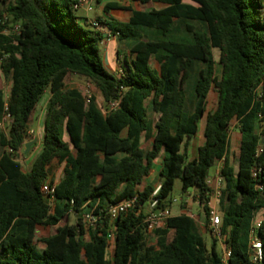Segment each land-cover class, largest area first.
<instances>
[{
	"label": "trees",
	"instance_id": "obj_1",
	"mask_svg": "<svg viewBox=\"0 0 264 264\" xmlns=\"http://www.w3.org/2000/svg\"><path fill=\"white\" fill-rule=\"evenodd\" d=\"M134 1L140 8L114 27L133 54L118 76L105 65L100 33L77 14V0H0V16L22 25L19 36L0 29V49L9 53L1 70L11 80V119L0 131V264H253L250 230L264 210V0ZM153 1L164 7L147 8ZM73 75L94 84L105 104L121 99L119 108L105 114L95 95L87 104L71 86ZM213 86L218 101L207 111ZM46 93L44 140L27 171L21 152ZM4 113L0 87V120ZM204 116L205 141L190 159ZM234 120L241 134L237 169L229 157ZM160 156L158 184L140 190ZM221 161L227 263L217 238L208 247L195 217L173 215L150 234L141 210L159 185L160 205L171 207L180 178L207 224L209 171ZM62 165L56 182L53 169ZM47 182L56 186L53 205L43 191ZM133 196L135 206L112 220L110 205ZM87 214L96 216L90 226ZM261 219L263 258L256 264H264ZM38 227L52 233L37 238Z\"/></svg>",
	"mask_w": 264,
	"mask_h": 264
},
{
	"label": "built area",
	"instance_id": "obj_2",
	"mask_svg": "<svg viewBox=\"0 0 264 264\" xmlns=\"http://www.w3.org/2000/svg\"><path fill=\"white\" fill-rule=\"evenodd\" d=\"M99 1L100 0H77L74 6L77 9L82 6L91 8L93 5L98 4ZM90 24L93 27L98 26V22L96 20L91 21ZM0 29L6 35L19 36L21 34L22 25L20 22L15 21L12 16L8 14H3L0 16ZM117 35H119V33H117ZM8 57H9V53L0 49V72H2L1 64ZM122 72H120V74ZM9 93L10 92H5V113L3 114L0 120V131L3 132L7 130V125L9 124L11 119V115L8 112ZM83 95L85 97L86 103L88 104L91 100V97L93 96L92 92L87 90L86 93H83ZM120 103H121V99H115L108 102L107 104L103 103L101 108L105 114H109L114 110H116L117 108H119ZM9 150L12 151L11 149ZM212 182H213V178L210 177L209 179L210 185H212ZM216 183L217 186L214 188L211 200L209 201L210 209L208 215V223L206 224V227L208 231L211 234H213V236L222 243L223 248L221 250V254H222L223 262L227 263L228 257L231 254V250L230 247L226 244V236L222 231V218H223L222 213L219 211V209L217 208V204L215 203V201L217 202L220 199L221 190L224 188L225 185V178L223 175H221L220 170L216 174ZM55 189H56L55 184H50L47 182L43 185V191L46 194L48 202L51 205H53L55 201V197H54ZM159 189H160V185L152 194L151 199L148 200L141 207V210H144L145 212L146 215L145 222L147 224V229L150 234H153L157 228L165 226L168 218L173 216L172 206L163 207L160 205V199L156 197ZM136 199L137 196H133L128 199H124L111 204L107 211L108 215L111 217L112 220H115L120 215L128 213L135 206ZM194 200H195L194 191L190 189L180 199L173 198V204L179 203L180 205L185 206L184 213L196 218L195 212H192L193 210L191 209V204ZM85 221L87 226H90L96 221V216L94 214H87L85 216ZM262 222L263 220L261 218L254 219L250 230V249L252 251L251 259L253 264L258 263L263 258V244L258 234V230L262 226Z\"/></svg>",
	"mask_w": 264,
	"mask_h": 264
},
{
	"label": "rangeland",
	"instance_id": "obj_3",
	"mask_svg": "<svg viewBox=\"0 0 264 264\" xmlns=\"http://www.w3.org/2000/svg\"><path fill=\"white\" fill-rule=\"evenodd\" d=\"M152 6H159V4L158 3H152ZM77 14L80 17L86 19L87 17L92 16L94 14V12H88L85 7H80L77 9ZM154 63H153V65H155ZM220 69H221L220 65H217L216 72L218 75L220 74ZM8 82H9L8 78L3 77V75L0 77V86H2L3 90H5L6 92L10 91V87H9ZM70 83L72 84V87L78 88L83 93H86V91L89 90L90 92H92L93 95H95L97 97V102L99 103V105L100 106L103 105L104 99H103L100 91L89 80H87L86 78L79 76V75H73ZM48 99H49V94L46 93L43 96V98L40 100V102L37 104V106H36V108L32 114V118H35V124L33 126L30 125L29 137H28L27 142L34 140V138H37V136H39L40 138L39 137L37 138V141L31 146V149H30L28 154L24 153L26 148H25V146L23 147L22 152H21V159L23 160L24 166L31 165L34 158L38 155L39 151L42 148V139L41 138L43 137V125L45 124L44 117L46 114V105H47ZM217 101H218L217 90L213 86L210 93H209V96H208L207 111H213L216 108ZM154 118H157V115H155ZM43 119H44V122H43ZM205 120H206V116H204L202 118V121L200 122V130L202 129V126H203V123L205 122ZM64 139L66 141H70L67 133L65 134ZM240 139H241V134L237 128V121L234 120L232 122L231 128H230L229 157L231 159L232 164L236 168L238 166V154H239ZM202 140L203 139L200 135H198L192 139L191 144H190V149H191L190 154H189L190 159H192L194 157L196 150H197V146L202 143ZM142 145H143L144 149H148L150 146V142L147 140H144ZM1 151H2V147L0 146V154H1ZM158 162H161V159H158ZM222 165H223V162H222ZM221 166H220V169H221ZM216 170H217V166L214 165L213 167H211V169L209 171V175L211 177H213ZM62 171H63V165L62 166H55L53 169V172H52L54 175V178H59L62 175ZM153 183L154 184L158 183V177H156L153 180ZM145 185H147V179L143 181V183L139 186V189H142ZM220 189H221V187H220ZM183 196H184V193L182 191V181L180 178H176L175 185H174L173 191L171 193V197L180 199ZM215 203L217 204V208L221 212V204H220L219 200L217 202L215 201ZM192 206L197 208V204H196L195 200L192 202L191 207ZM192 212H194V211H192ZM259 217L260 218L264 217V210L259 214ZM65 220H66V218L64 219V221ZM76 220H77V216L74 213H72L69 217V222L75 223ZM205 231H206V233H204V237L206 239L208 247L210 248L212 243L215 240V237L213 236V234H211L207 230V228L205 229ZM49 233H52L51 227H38L36 230L37 238H41L42 236L48 235ZM86 237L89 238V234H87ZM37 245H38L39 249H42V247H44V244L40 241L37 242ZM217 248L220 251L223 248L222 243L218 239H217Z\"/></svg>",
	"mask_w": 264,
	"mask_h": 264
},
{
	"label": "crops",
	"instance_id": "obj_4",
	"mask_svg": "<svg viewBox=\"0 0 264 264\" xmlns=\"http://www.w3.org/2000/svg\"><path fill=\"white\" fill-rule=\"evenodd\" d=\"M184 2L192 3V0H184ZM152 3H158L159 6H152ZM113 4H118V7L112 6ZM82 7H85L88 12H94V14L92 16L87 17L85 20L88 24H90V22L93 20H96L98 22V26L95 28L100 33V35L102 37L101 47L103 49V57H104L105 65L109 71H111L112 73H115L116 75L119 76L120 72H122L125 69L127 64L128 63L131 64V60L133 58V54L131 52L132 42L119 38L117 35V31H115L114 27L121 24V23H126L130 20V18L132 16V12H133L132 10H137L140 8L138 1H134V0H100L98 4L93 5L91 8H88L86 6H82ZM152 7L162 8V7H164V5L159 3V2L153 1V2H150L148 4L147 8H152ZM2 75H3V77H5L4 74L2 72H0V77ZM8 83H9V87H10L11 86V80L10 79H9ZM71 86H72V84H71ZM0 87L3 88L2 86H0ZM4 92H6V91L4 90ZM44 119H45V117H44ZM44 119H43V122H44ZM34 124H35V118H31L30 125L33 126ZM44 126H45V124L43 125V137L41 138L42 143H43L44 135H45V129H44L45 127ZM204 130H205V122L203 123L201 130L199 127L198 135H200L203 140H202V143L197 146V150H196L194 157L197 155L198 147L200 145H202L205 141ZM38 137L39 136H37V138ZM144 140H146V139L143 136L142 137V144H143ZM147 141L150 142V146H149V148H150L151 147V140H147ZM190 150L191 149L189 148V154H190ZM158 159H161V162H162V156H160ZM158 159L155 161L154 169L152 170L151 174L144 179V180L147 179V184L153 183V180L156 177H158V182L160 180L159 171L161 168V162H158ZM32 164H33V162H32ZM32 164L28 165V166H24V169L29 171L32 167ZM221 165H222V161L218 162L216 164L217 170L212 177L213 178V182L211 185L212 190H214V188L217 186L215 178H216V174L218 173ZM235 169H237V168L235 167ZM62 174H63V171H62ZM61 176L59 178H55V181L57 182L58 180H60ZM196 204H197V208L192 206L191 209L195 212L196 219L199 221L204 232L206 233V231H205V229L207 228L206 227V214H205L204 210L202 209L201 205L198 202H196ZM184 210H185V206H182L179 203L172 205L173 215L183 214ZM113 242H114V238L112 237L111 238V245H110L111 251L113 250Z\"/></svg>",
	"mask_w": 264,
	"mask_h": 264
},
{
	"label": "water",
	"instance_id": "obj_5",
	"mask_svg": "<svg viewBox=\"0 0 264 264\" xmlns=\"http://www.w3.org/2000/svg\"><path fill=\"white\" fill-rule=\"evenodd\" d=\"M37 141V138H34V140H32V141H30V142H27V143H25V148H26V150H25V154H28L29 153V151H30V149H31V146L35 143Z\"/></svg>",
	"mask_w": 264,
	"mask_h": 264
}]
</instances>
